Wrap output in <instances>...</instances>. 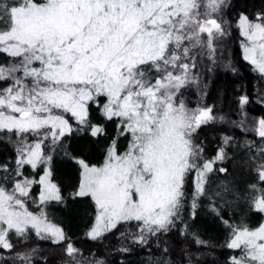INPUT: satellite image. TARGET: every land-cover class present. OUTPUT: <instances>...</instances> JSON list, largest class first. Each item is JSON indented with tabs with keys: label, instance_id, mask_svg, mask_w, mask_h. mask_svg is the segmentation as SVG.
I'll return each mask as SVG.
<instances>
[{
	"label": "snow or ice",
	"instance_id": "6c2138e0",
	"mask_svg": "<svg viewBox=\"0 0 264 264\" xmlns=\"http://www.w3.org/2000/svg\"><path fill=\"white\" fill-rule=\"evenodd\" d=\"M233 40L264 78V0H0V264H203L205 218L219 264H264V112L249 111L264 88L231 113L204 99L206 72H238ZM59 158L79 165L69 197L93 202L103 250L50 214ZM173 236L195 248L173 259Z\"/></svg>",
	"mask_w": 264,
	"mask_h": 264
},
{
	"label": "trees",
	"instance_id": "16d2710c",
	"mask_svg": "<svg viewBox=\"0 0 264 264\" xmlns=\"http://www.w3.org/2000/svg\"><path fill=\"white\" fill-rule=\"evenodd\" d=\"M236 2L238 4L247 3L249 6L258 8L262 0H236ZM226 47L228 49L227 54L231 56L234 66L238 68V72L233 73L223 61L219 62L218 66L212 71L206 72L203 75V80L207 85V96L204 99L209 104H217L225 113H231L235 109V100L241 89L255 99L256 90L264 88V78L261 77V74L255 70L252 64L243 59L242 49L237 41L233 40ZM249 111L252 115H259L264 112V105H261L257 100L251 105ZM232 119H238V115H233ZM205 135L209 143L219 142L215 129L206 130ZM89 151L92 152L91 162H97L96 157L99 156V152L91 149ZM85 158L89 157L86 156ZM55 169L56 176L64 188L66 202L50 209V214L55 222L60 223L69 232L76 246L85 250V254L89 251L103 250V244L93 241L85 235L92 220L93 202L88 197H69V193L75 190L73 186L78 181V163L67 158H59L55 162ZM237 177H240L239 171L237 172ZM252 219L257 221L260 217L253 216ZM197 226L205 239H210L217 245L215 248L204 249L206 254L199 257V259L203 264H219L230 251L219 247V245L224 243L223 234L206 218L198 221ZM169 239L173 245V259L181 254V249L185 247L186 243L188 246L195 248L190 241H185L183 237L173 236ZM104 243L106 244L107 241ZM116 259L118 257L114 255L113 260ZM132 259L135 260L136 257Z\"/></svg>",
	"mask_w": 264,
	"mask_h": 264
},
{
	"label": "rangeland",
	"instance_id": "374dc122",
	"mask_svg": "<svg viewBox=\"0 0 264 264\" xmlns=\"http://www.w3.org/2000/svg\"><path fill=\"white\" fill-rule=\"evenodd\" d=\"M247 61V60H246ZM247 62H249L250 64H251V62L250 61H247ZM254 66V65H253ZM254 68H255V66H254Z\"/></svg>",
	"mask_w": 264,
	"mask_h": 264
}]
</instances>
